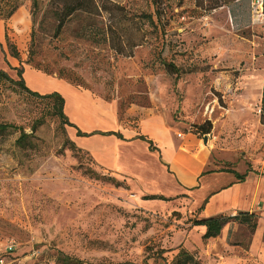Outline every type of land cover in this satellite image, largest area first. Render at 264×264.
<instances>
[{
	"label": "rangeland",
	"instance_id": "rangeland-1",
	"mask_svg": "<svg viewBox=\"0 0 264 264\" xmlns=\"http://www.w3.org/2000/svg\"><path fill=\"white\" fill-rule=\"evenodd\" d=\"M66 2L37 0L34 8L32 0H0V18L17 7L0 20V70L18 80L14 69L22 68L23 79L32 71L86 91L124 128L138 130L154 114L193 134L210 122L218 171L258 175L244 210L256 216V229L230 222L203 241L202 228L192 226L200 196L166 177L159 152L140 141L116 148L101 137L81 138L79 149L49 102L3 83L0 124L15 127L0 135V249L13 245L5 264H64L65 257L71 264H173L181 249L198 264H264L262 0L215 10H206L210 0L204 9L194 0H161V22L152 0H92L91 13H75L55 36ZM230 124L241 135L232 142ZM22 131L28 137L20 144ZM90 149L97 156L110 149L124 169L104 170Z\"/></svg>",
	"mask_w": 264,
	"mask_h": 264
},
{
	"label": "crops",
	"instance_id": "crops-1",
	"mask_svg": "<svg viewBox=\"0 0 264 264\" xmlns=\"http://www.w3.org/2000/svg\"><path fill=\"white\" fill-rule=\"evenodd\" d=\"M4 28V23L0 21V46L4 40ZM24 76V80L32 91H38L42 95L57 92L63 97L64 113L73 125V127H70L71 140L76 147H78L80 139L83 138L77 136L78 131L90 135L88 137L95 140L100 137L105 138V142L116 148L126 144L132 145V143L139 141L135 139L137 135H143L151 140L159 150L162 166L168 171L166 177L171 182L174 181L180 191L198 194L200 196L199 201H202L200 206L207 200L201 212V217L208 218L219 215L232 217L237 212H246L244 210L251 204L255 194L254 184L258 181V175L252 171L242 173L235 171L239 175H245L244 180L239 182L233 173L218 171L219 163L213 158L210 148L212 141L209 134L198 136L190 132H184L178 125L168 123L164 117L157 114L142 117L138 124V130L124 128L114 120L115 115L112 119L114 123H111L110 116L114 113L113 109V113H111V108L107 103L92 98L88 92L79 90L62 80L32 71L25 72ZM30 81H33V83L38 81L42 84V87H34V84H31ZM260 87H264V81H261ZM261 93L262 89L260 98ZM257 126H261V124L257 123ZM229 127L231 131L228 138H232L230 139L232 142L241 135L231 124ZM126 130L131 131L126 133ZM99 133H120L123 140L114 135H100ZM145 145L147 144L145 143ZM90 150L91 152H87L104 170L112 172L124 169L125 166L118 162L116 154L112 155L110 153V149H108V152L104 150L103 156H97V150L95 149ZM148 151L154 152L149 149ZM262 180H264V177H261ZM202 230L204 231L203 228Z\"/></svg>",
	"mask_w": 264,
	"mask_h": 264
},
{
	"label": "trees",
	"instance_id": "trees-1",
	"mask_svg": "<svg viewBox=\"0 0 264 264\" xmlns=\"http://www.w3.org/2000/svg\"><path fill=\"white\" fill-rule=\"evenodd\" d=\"M66 1L67 2L63 5V9L61 10V12H59L60 14L58 15V26L56 29L55 36L59 34V31L64 26L65 21L69 17L73 16L75 13L77 12L91 13L90 8H92L91 6L92 0H66ZM194 1H195L194 5L197 9H204L203 0H194ZM237 1L238 0H210V5L209 7H206V10L207 9L215 10L221 7H227ZM54 2H56V0H53V3ZM152 4L154 6V12H155L156 19L161 22L162 17L165 14L166 7L161 3V0H152ZM32 6L34 8L37 7V0H32ZM16 10H17V7L15 6L11 7L7 15L4 17H1L0 20L5 21L9 19ZM262 14H264V0H262ZM143 18H146L152 21L150 16H144ZM6 39H7V36H6ZM12 57L15 59L19 58V53L16 49H12ZM164 65H165V68L168 70H170V68H173L174 72L177 71L172 64L165 63ZM14 70L16 72L18 80H14L5 71L0 70V85L3 83H7L11 86H16L20 90H22L24 93H26L27 95L31 97H34L35 99L49 102L52 108L51 115L57 117L63 126L73 127V125L69 122L67 116L64 113V99L59 93L53 92V93L42 95V94L32 91L25 85L24 79L22 77L23 75L22 68H18V69L15 68ZM260 122H261L260 124L264 126V87H262L261 100H260ZM9 128H15V127H13L12 125L0 124V135L4 134ZM195 130H196V134H198L199 136L207 135L211 132L212 125L210 122H206L203 125L195 127ZM99 134L100 135H114L118 139L123 140V137L120 133H99ZM77 136L88 137L90 135H86L78 131ZM27 137L28 135H26L22 131L21 136L18 139V143L21 144V142L27 139ZM135 139L146 143L150 151L159 152V150L154 145V143L151 140H149L147 137L143 135H137ZM71 148H75V145L72 142H71ZM226 172L233 173L239 182L244 180L245 175H239L233 170H227ZM108 180H112V182H115L114 179H108ZM147 199L148 200H161V201L169 200V199H165L162 196H150V197H147ZM206 203H207V200H205L202 203V205L199 207V209L197 210L198 217H195L192 221L193 227H201L204 229V233L202 234L203 241H207L209 239H214L218 237L223 227L230 222H237L241 225H247L250 228L251 232L255 231L256 216L252 213L250 214L247 212H239L237 215L232 216V217L225 216V215H219L216 217H208V218L201 217L200 216L201 212L203 211ZM63 262L64 264H71L72 260L69 259L68 257H65L63 259ZM173 264H198V262L187 251H185L184 249H181L179 253L177 254Z\"/></svg>",
	"mask_w": 264,
	"mask_h": 264
},
{
	"label": "built area",
	"instance_id": "built-area-1",
	"mask_svg": "<svg viewBox=\"0 0 264 264\" xmlns=\"http://www.w3.org/2000/svg\"><path fill=\"white\" fill-rule=\"evenodd\" d=\"M13 252V245H6L0 249V264H5L4 254L10 255Z\"/></svg>",
	"mask_w": 264,
	"mask_h": 264
},
{
	"label": "water",
	"instance_id": "water-1",
	"mask_svg": "<svg viewBox=\"0 0 264 264\" xmlns=\"http://www.w3.org/2000/svg\"><path fill=\"white\" fill-rule=\"evenodd\" d=\"M205 140H206V138H205Z\"/></svg>",
	"mask_w": 264,
	"mask_h": 264
}]
</instances>
